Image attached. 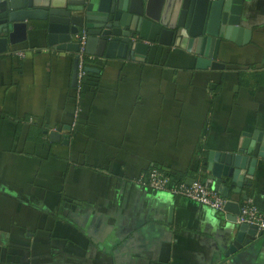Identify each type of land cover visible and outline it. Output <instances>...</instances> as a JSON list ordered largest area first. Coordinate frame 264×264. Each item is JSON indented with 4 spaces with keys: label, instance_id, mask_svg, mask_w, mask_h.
I'll use <instances>...</instances> for the list:
<instances>
[{
    "label": "crops",
    "instance_id": "obj_1",
    "mask_svg": "<svg viewBox=\"0 0 264 264\" xmlns=\"http://www.w3.org/2000/svg\"><path fill=\"white\" fill-rule=\"evenodd\" d=\"M241 25L249 40H224L216 68L177 47L154 46L145 62L117 50L91 54L81 85L77 51L49 44L46 23L0 55V264L220 261L237 235L232 214L138 178L158 167L187 182L210 151L264 133V0H246ZM252 181L249 200L264 211V159ZM256 236L239 264H264Z\"/></svg>",
    "mask_w": 264,
    "mask_h": 264
},
{
    "label": "water",
    "instance_id": "obj_2",
    "mask_svg": "<svg viewBox=\"0 0 264 264\" xmlns=\"http://www.w3.org/2000/svg\"><path fill=\"white\" fill-rule=\"evenodd\" d=\"M162 0H0V55L27 39L34 23L47 24L49 44L56 49L79 50L77 35H87L86 51L100 58L118 55L145 62L154 46L177 47L195 53L198 67L216 68L224 40L241 43L249 40L251 30L241 25L246 0H167L164 12L157 10ZM73 83L77 84L78 59L74 61ZM95 71L92 67L86 68ZM54 142L62 139L50 132ZM236 152L210 151L196 176L228 199L225 210L236 222L242 202L232 199L243 195L249 200L257 165L264 159V133H245ZM62 142L69 144L70 135ZM257 228L238 225L235 240L216 264H239L234 256L257 239Z\"/></svg>",
    "mask_w": 264,
    "mask_h": 264
},
{
    "label": "built area",
    "instance_id": "obj_3",
    "mask_svg": "<svg viewBox=\"0 0 264 264\" xmlns=\"http://www.w3.org/2000/svg\"><path fill=\"white\" fill-rule=\"evenodd\" d=\"M79 43L76 52L78 59V81L81 85L88 71L86 69V58L90 56L86 51L87 35L82 31L81 35L75 37ZM14 55L20 58L26 56L22 50L14 51ZM79 85V86H80ZM165 170L154 167L147 174L138 178V183L158 191H167L175 196H183L202 205L209 206L221 213H226L225 207L228 199L219 194L211 187H207L202 181L196 180L188 184L185 180L175 181ZM237 224L246 223L257 228V232L264 234V211L260 209L253 200H247L241 207V212L236 219Z\"/></svg>",
    "mask_w": 264,
    "mask_h": 264
},
{
    "label": "trees",
    "instance_id": "obj_4",
    "mask_svg": "<svg viewBox=\"0 0 264 264\" xmlns=\"http://www.w3.org/2000/svg\"><path fill=\"white\" fill-rule=\"evenodd\" d=\"M92 59L89 57L86 58V68L89 67V62L91 61ZM88 71V70H87ZM41 135V133L38 131L34 136H32L34 139L38 140L39 139V136Z\"/></svg>",
    "mask_w": 264,
    "mask_h": 264
}]
</instances>
